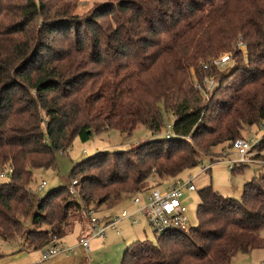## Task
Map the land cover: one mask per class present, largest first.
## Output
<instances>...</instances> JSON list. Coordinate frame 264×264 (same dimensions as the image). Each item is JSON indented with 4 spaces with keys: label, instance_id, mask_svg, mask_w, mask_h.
Returning a JSON list of instances; mask_svg holds the SVG:
<instances>
[{
    "label": "trees",
    "instance_id": "obj_1",
    "mask_svg": "<svg viewBox=\"0 0 264 264\" xmlns=\"http://www.w3.org/2000/svg\"><path fill=\"white\" fill-rule=\"evenodd\" d=\"M24 1L28 23L24 18L5 32L0 19V171L13 167L0 182V238L42 249L67 234L73 208L112 207L144 190L152 176H180L215 147H233L246 127L264 125V0L124 2V25L93 24L84 35L68 15L70 4ZM6 11L0 0V15ZM39 13L50 33L77 29L66 46L38 39ZM226 52L238 61L230 74L202 68ZM193 71L201 79L214 76L216 89L202 93ZM164 112L174 117L171 137L99 151L75 164L77 193L64 185L38 198L30 189L35 170L55 167L57 154L76 137L85 141L111 129L131 133L140 124L157 135ZM199 194V223L189 233L170 229L157 234V243L136 240L122 264H231L239 252L264 248V173L245 183L239 199L212 185Z\"/></svg>",
    "mask_w": 264,
    "mask_h": 264
},
{
    "label": "rangeland",
    "instance_id": "obj_2",
    "mask_svg": "<svg viewBox=\"0 0 264 264\" xmlns=\"http://www.w3.org/2000/svg\"><path fill=\"white\" fill-rule=\"evenodd\" d=\"M142 1L146 0H44L48 6H52L54 2L70 4V13L68 15L72 16L71 19L77 22L79 31L77 33L80 35L90 34L93 31V24L102 26L106 23L112 26L111 28L115 27L116 24L124 25V2L129 6H132L134 3L143 6ZM22 4L28 3L24 0H2V6L4 9L7 7V13L18 15V17L10 18L5 17L7 13L0 15V19L3 20L5 28H7L5 32H10L13 27L19 25L25 18V13L21 12ZM121 6H123V10H121ZM103 13L104 15H101ZM35 20L40 31L38 39L42 36L44 42L47 41L58 47L66 46L68 36L74 35L77 31L76 28H72L70 32L59 33L54 31L50 33L49 26H47L49 22L47 18L41 16L39 13L36 15ZM25 21L28 23L26 18L23 22ZM70 22V25L75 24L73 21ZM2 34V31H0V37H2ZM247 53L243 51L242 54L246 56ZM219 56L222 55L215 56V58H219ZM236 63L238 64V61L232 58L228 67L224 69L225 74H230ZM93 70L95 69L91 71ZM164 121L165 124L157 135H152L147 126L140 124L131 133H123L111 129L95 133L90 139L85 141L76 137L70 149L57 154L55 167L35 170L34 180L30 184V189L36 197L41 198L52 189L70 185L72 182L71 172L74 165L99 151L128 150L150 138L166 137L168 132H173L174 117L164 112ZM169 124L172 125V128H169ZM252 127L254 131L251 133L250 129ZM256 135L263 139L264 125L246 127L242 137H255ZM258 145L252 151V157L257 160H264V146L261 148ZM235 158H237V154L232 146L220 145L214 148L212 155L205 154L198 166L187 169L180 174L179 178L183 180H186L190 175L194 177L197 186V190L188 193L186 197V203L188 204L189 213L194 225L199 223L196 211L201 201L199 194L201 188L212 185L219 193L239 199L242 197L245 183L264 173V166L256 162L240 164L238 170L233 172L228 162ZM212 159H218V161L213 162ZM205 166H210L211 169L204 171L203 167ZM8 178L0 177V182L7 181ZM42 180L47 182L43 188L40 187ZM168 180L170 178L164 179L152 176L144 188L147 190ZM136 193V191L128 193L125 199L123 198V200L112 207L109 203L94 204L88 207V210H93L98 217L118 216L124 209H134L131 197ZM89 217L90 214L88 211L84 212L83 208L79 210L73 208L71 211L66 227L67 234L62 242L68 247L73 246L74 249L69 255L70 259H66L64 264H122L126 248L136 240L148 239L153 243L158 242L157 237L159 234L157 235L146 223L132 224L129 220H123L120 224L122 228L121 234H117L114 229L109 228L105 237H96L91 240V250L86 253L82 246L79 249L76 246L79 245L81 227L82 225L86 226L89 222ZM25 223L28 228L33 226L30 218H26ZM22 246L23 244L20 240L13 241L0 238V252L4 254L3 257H0V264H11L13 261H15V264H22L25 260L35 259L36 257H39L41 260L42 250L31 249L29 252L24 253L20 251ZM7 259L9 261H6ZM231 264H264V248L254 249L246 253L239 252L234 256Z\"/></svg>",
    "mask_w": 264,
    "mask_h": 264
},
{
    "label": "built area",
    "instance_id": "obj_3",
    "mask_svg": "<svg viewBox=\"0 0 264 264\" xmlns=\"http://www.w3.org/2000/svg\"><path fill=\"white\" fill-rule=\"evenodd\" d=\"M238 48L243 52H247L246 44L244 42L238 43ZM219 58H211L202 63L204 70L222 69L228 67L232 60V54L223 53ZM194 82L195 87L205 95L212 93L218 86L217 80L214 76H205L203 79L199 78L195 72ZM263 126V124H261ZM169 128L172 125L169 124ZM253 127L250 129L252 133ZM173 132H168L167 137H171ZM262 137H240L233 143V149L236 151L237 158L229 160L232 171L240 164H251L253 162L264 166V160H257L252 157V151L260 143ZM65 152V151H61ZM210 166L203 167L204 171L210 170ZM13 173V167L9 166L0 171V177H10ZM79 181L73 179L68 185L70 193H77V186ZM47 182L42 180L40 187L43 188ZM197 190L194 177L191 175L186 179H180L179 176L174 177L166 182H162L158 186L150 187L142 191H138L131 199L134 209H124L118 216L98 217L93 210H88L90 214L89 222L90 229L85 235L79 239V245L85 250H90V242L93 238L104 237L109 228L114 229L118 234L122 232L120 224L123 220H129L132 224L146 223L157 234L176 229L189 233L194 225L193 219L189 213V207L186 203L188 193ZM74 247H68L62 239L54 236L53 241L42 248L43 259H49L59 254L69 256Z\"/></svg>",
    "mask_w": 264,
    "mask_h": 264
},
{
    "label": "crops",
    "instance_id": "obj_4",
    "mask_svg": "<svg viewBox=\"0 0 264 264\" xmlns=\"http://www.w3.org/2000/svg\"><path fill=\"white\" fill-rule=\"evenodd\" d=\"M90 222H88L86 224V226L82 225L81 227V235H85L86 234V230L88 231L90 229ZM115 231V230H114ZM116 232V231H115ZM117 233V232H116ZM107 234V233H106ZM118 234V233H117ZM121 234V233H120ZM105 237V236H104ZM65 238V236L62 238V240ZM76 247H78L77 249L80 248V245H77ZM75 247V248H76ZM31 249H26L25 246H22V249H20V251L26 253V252H29ZM41 250V249H40ZM90 250H91V242H90ZM89 250V251H90ZM87 250H85V252H89ZM66 259H70L69 256H66L64 254H59V255H56L52 258H49V259H43V254L41 255V260L39 257H36L35 259H31V260H25V262H23L22 264H64L66 262ZM6 261H9V259H7ZM40 261H45V262H40ZM5 264H9V263H5ZM11 264H15V261H13Z\"/></svg>",
    "mask_w": 264,
    "mask_h": 264
}]
</instances>
